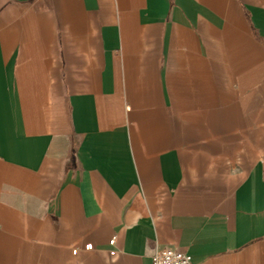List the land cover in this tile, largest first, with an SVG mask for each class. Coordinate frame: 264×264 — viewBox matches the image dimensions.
Masks as SVG:
<instances>
[{
    "label": "crops",
    "instance_id": "crops-1",
    "mask_svg": "<svg viewBox=\"0 0 264 264\" xmlns=\"http://www.w3.org/2000/svg\"><path fill=\"white\" fill-rule=\"evenodd\" d=\"M167 246L264 264V0H0V264Z\"/></svg>",
    "mask_w": 264,
    "mask_h": 264
},
{
    "label": "built area",
    "instance_id": "built-area-1",
    "mask_svg": "<svg viewBox=\"0 0 264 264\" xmlns=\"http://www.w3.org/2000/svg\"><path fill=\"white\" fill-rule=\"evenodd\" d=\"M114 243V239L110 244ZM152 264H193L191 256L185 250L167 246L156 251L152 256Z\"/></svg>",
    "mask_w": 264,
    "mask_h": 264
}]
</instances>
